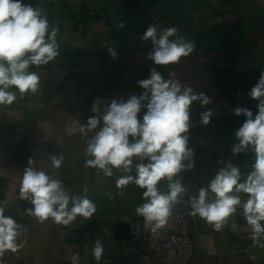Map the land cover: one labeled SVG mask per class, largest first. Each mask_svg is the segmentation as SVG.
<instances>
[{
	"label": "crops",
	"instance_id": "1",
	"mask_svg": "<svg viewBox=\"0 0 264 264\" xmlns=\"http://www.w3.org/2000/svg\"><path fill=\"white\" fill-rule=\"evenodd\" d=\"M39 6L50 26H58L60 55L48 65L30 66L40 75V90L25 94L12 105L0 106V206L21 226L16 252L6 251L3 264H71L73 253L78 264H97L92 248L100 239L104 255L99 264H156L121 234L119 222L139 220L135 209L145 202L144 189L129 184L122 191L116 178L85 166L87 141L73 135L74 120L86 124L93 102L101 111L115 99L127 100L145 90L138 81L147 79L156 67L165 79H178L196 92H204L212 103L190 109L188 147L193 150L195 167L184 171L188 197L206 187L217 171L231 163L239 166L242 177L252 170L254 153L233 154L235 133L246 117L236 116L237 107L258 112L257 100L249 92L264 70V0H23ZM119 22L124 28H118ZM161 29L176 27L177 36L194 41L195 50L178 64L155 65L147 59L150 40L141 36L148 25ZM172 37L170 39H175ZM101 45H104L103 47ZM113 48L117 56L109 54ZM14 90V89H13ZM211 109L208 125L200 123L202 112ZM146 109H141L142 118ZM63 154L59 168H53L51 156ZM32 158L34 166L59 179L70 195L88 197L96 212L90 220L77 217L70 225L44 223L21 208L19 197L23 171ZM187 163V162H185ZM158 187L168 191L167 180ZM114 198L109 199L108 194ZM242 204L246 194H240ZM242 204L227 225L214 231L201 218L193 217L191 237L194 254L189 264H264V248L249 239L250 228L243 216ZM233 221L236 228L233 229ZM264 243V240H261Z\"/></svg>",
	"mask_w": 264,
	"mask_h": 264
},
{
	"label": "clouds",
	"instance_id": "2",
	"mask_svg": "<svg viewBox=\"0 0 264 264\" xmlns=\"http://www.w3.org/2000/svg\"><path fill=\"white\" fill-rule=\"evenodd\" d=\"M124 26L119 22L117 27ZM177 33L176 27L161 29L155 24L148 25L141 36V40H150L154 46L147 59L155 65L166 66L188 57L196 44ZM58 34L59 27L50 26L39 6L25 4L23 0H0V106L12 105L17 92L23 98L40 90V75L30 71V66L48 65L60 55ZM108 51L113 58L117 56L113 48L109 47ZM137 83L145 90L142 94L132 95L126 101L113 99L103 111L99 100L94 101L91 111L95 115L86 124L74 120L69 131L87 136L99 128L87 141L85 166L102 171L106 177L120 173L116 178V187L121 190L119 195H123L122 190L129 184L144 189L145 202L136 207L135 213L143 218L145 229L158 233L167 225L174 206L187 193L179 174L195 167L193 150L188 147L191 106L197 101L200 106L209 105L212 100L178 79H165L156 67L150 70L149 78ZM249 96L258 101V112L254 116L248 108L234 109L236 116L243 115L246 119L235 133L238 142L231 151L234 155L254 153L252 170L242 177L239 166L228 163L220 168L206 187L189 197V215L198 216L220 232L241 206L240 194H246L242 207L251 230L249 239L254 246L264 248L261 243L264 240V70ZM142 108L146 111L138 118ZM212 116L209 108L201 113L200 123L208 125ZM63 159V154L51 156L52 167L59 168ZM28 165L23 171L19 197L33 206L27 212L38 222L51 218L56 224L68 226L78 216L92 218L97 209L87 195V187L82 196L70 195L59 179L35 167L31 157ZM162 180L168 182L167 192L158 187ZM108 197L114 198L110 193ZM20 227L0 206V258L6 251L16 252L22 246L17 243L22 235ZM232 227L236 228L234 221ZM92 255L99 264L104 255L100 239L94 241ZM70 262L78 264L79 254L73 253Z\"/></svg>",
	"mask_w": 264,
	"mask_h": 264
},
{
	"label": "built area",
	"instance_id": "3",
	"mask_svg": "<svg viewBox=\"0 0 264 264\" xmlns=\"http://www.w3.org/2000/svg\"><path fill=\"white\" fill-rule=\"evenodd\" d=\"M179 175L187 188L184 171ZM188 200L187 191L184 198L174 206L167 225L158 233L145 229L139 220L132 221L129 235L131 244L150 256L156 264H189L194 247L191 237L193 216L189 215L191 208Z\"/></svg>",
	"mask_w": 264,
	"mask_h": 264
},
{
	"label": "water",
	"instance_id": "4",
	"mask_svg": "<svg viewBox=\"0 0 264 264\" xmlns=\"http://www.w3.org/2000/svg\"><path fill=\"white\" fill-rule=\"evenodd\" d=\"M31 207H33L27 200H24L23 201V203H22V205H21V208H23V209H30ZM127 228L126 229V232H125V234L124 233H122L121 235L122 236H124V237H128L130 234H129V231H130V224L129 223H127V222H119L118 224H117V230L119 229V228Z\"/></svg>",
	"mask_w": 264,
	"mask_h": 264
}]
</instances>
